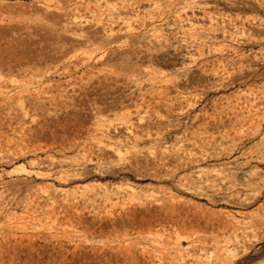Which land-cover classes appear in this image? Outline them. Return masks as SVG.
<instances>
[{"label": "rangeland", "instance_id": "1", "mask_svg": "<svg viewBox=\"0 0 264 264\" xmlns=\"http://www.w3.org/2000/svg\"><path fill=\"white\" fill-rule=\"evenodd\" d=\"M0 264H264V0H0Z\"/></svg>", "mask_w": 264, "mask_h": 264}, {"label": "bare ground", "instance_id": "2", "mask_svg": "<svg viewBox=\"0 0 264 264\" xmlns=\"http://www.w3.org/2000/svg\"><path fill=\"white\" fill-rule=\"evenodd\" d=\"M236 239V238H235Z\"/></svg>", "mask_w": 264, "mask_h": 264}]
</instances>
